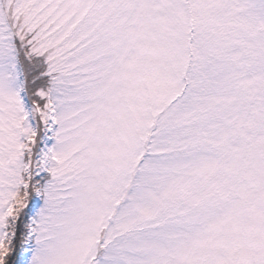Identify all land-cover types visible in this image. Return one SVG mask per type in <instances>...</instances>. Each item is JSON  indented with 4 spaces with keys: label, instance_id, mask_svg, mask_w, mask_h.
Listing matches in <instances>:
<instances>
[{
    "label": "snow or ice",
    "instance_id": "snow-or-ice-1",
    "mask_svg": "<svg viewBox=\"0 0 264 264\" xmlns=\"http://www.w3.org/2000/svg\"><path fill=\"white\" fill-rule=\"evenodd\" d=\"M0 264H264V0H0Z\"/></svg>",
    "mask_w": 264,
    "mask_h": 264
}]
</instances>
